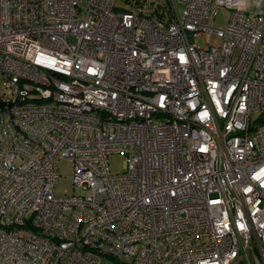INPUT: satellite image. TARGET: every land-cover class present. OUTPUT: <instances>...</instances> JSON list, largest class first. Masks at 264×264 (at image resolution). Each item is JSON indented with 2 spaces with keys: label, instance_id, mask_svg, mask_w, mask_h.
Wrapping results in <instances>:
<instances>
[{
  "label": "built area",
  "instance_id": "1",
  "mask_svg": "<svg viewBox=\"0 0 264 264\" xmlns=\"http://www.w3.org/2000/svg\"><path fill=\"white\" fill-rule=\"evenodd\" d=\"M246 9L0 0V264H264V14Z\"/></svg>",
  "mask_w": 264,
  "mask_h": 264
},
{
  "label": "rangeland",
  "instance_id": "2",
  "mask_svg": "<svg viewBox=\"0 0 264 264\" xmlns=\"http://www.w3.org/2000/svg\"><path fill=\"white\" fill-rule=\"evenodd\" d=\"M251 17L258 14H264V7L259 4V0H247V9ZM232 17V11L226 7L221 8L214 21V27L219 30L227 28ZM222 38L214 33H206L197 38V44L200 48L220 47ZM0 93L8 94L6 86L2 81L0 84ZM109 167L112 174H121L125 172V156L113 154L109 157ZM59 180L55 184L54 192L60 197H71L78 194L80 191L74 180L73 162L70 159H61L59 162ZM84 196H89V191H81ZM124 260V258H123ZM104 264H112L110 259H104Z\"/></svg>",
  "mask_w": 264,
  "mask_h": 264
},
{
  "label": "trees",
  "instance_id": "3",
  "mask_svg": "<svg viewBox=\"0 0 264 264\" xmlns=\"http://www.w3.org/2000/svg\"><path fill=\"white\" fill-rule=\"evenodd\" d=\"M118 264H123V263H118Z\"/></svg>",
  "mask_w": 264,
  "mask_h": 264
},
{
  "label": "water",
  "instance_id": "4",
  "mask_svg": "<svg viewBox=\"0 0 264 264\" xmlns=\"http://www.w3.org/2000/svg\"><path fill=\"white\" fill-rule=\"evenodd\" d=\"M4 105H2L1 107H3Z\"/></svg>",
  "mask_w": 264,
  "mask_h": 264
}]
</instances>
